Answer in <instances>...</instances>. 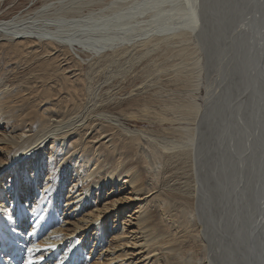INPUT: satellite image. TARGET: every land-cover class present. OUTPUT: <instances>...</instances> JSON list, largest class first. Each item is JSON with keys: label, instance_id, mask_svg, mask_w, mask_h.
Listing matches in <instances>:
<instances>
[{"label": "bare ground", "instance_id": "obj_1", "mask_svg": "<svg viewBox=\"0 0 264 264\" xmlns=\"http://www.w3.org/2000/svg\"><path fill=\"white\" fill-rule=\"evenodd\" d=\"M125 1L0 0V49L6 51L5 57L9 61L1 68L0 79L13 73V65L17 63L15 60L21 54H33L32 56L40 58L45 56L41 60L35 58L38 63L30 69V74L34 77L31 80L33 89L24 91L19 81L16 85H8L4 81L0 86V122L6 121L14 132L7 137V141L13 145L9 151L12 153L4 163L0 162V171L3 170L0 177L8 170L12 171L9 189L13 198L10 199L9 210L14 211L12 214L5 212L4 215V211L0 213V228L3 229H0L2 264H20L17 252L25 256L24 264H29V261L31 264H43L44 261H48V264H78L82 260V246L75 245L76 240L85 238L89 223L96 226L93 234L96 235L95 239L102 231V220L96 218L94 210L86 211L81 216H77L78 211L87 204H94L92 199L99 197L105 186L113 189L123 178H127L126 181L133 189L144 188L146 192L154 189L150 193L154 209H160L164 215H169L159 225L156 213L153 212L155 210L150 206L137 209L140 236L131 234L126 242L145 250L142 260L148 259L147 264H159L160 260L164 264H196L197 259L199 260L196 257H199V250L203 245L201 246L202 240L196 231L197 219L192 209L195 199L193 182L194 179L197 180L196 163L201 152H204L203 147L208 138L202 140L203 134H198L193 125L201 111V105L191 94L193 89L199 88V78L192 75L188 68L191 66L186 64L180 67L181 63L174 61L193 52L191 33L197 21L194 14L181 21L172 20L173 14L167 15L161 22L149 19L148 15H144L147 9L139 7L142 2L127 4ZM113 6L120 7L115 12L106 14L105 11L111 10ZM124 19L131 21L124 24ZM86 58L94 59L92 63H88L92 73L97 68L102 69L100 67L112 68L120 63H127L126 71L135 74L134 62L137 63L140 59L143 60L139 62L142 64L141 69H137L140 74L149 73L152 67L160 70L147 74L149 78L142 83L140 91L160 86L163 88L161 94L131 98L126 104L129 103L131 108H142L145 113L139 115L140 118L145 117L150 121H154L150 117L157 118L160 122H170L173 125L179 123L178 128L174 125L173 129H166L172 132V136L156 138L154 134L142 129L130 130L124 127L119 119L123 114L121 110L124 109L121 103L105 100L106 98L96 100L99 87L95 91L83 79L82 63ZM193 62L196 63L195 60ZM261 71L259 73L263 74ZM255 74L254 71V78ZM106 81L108 79H104L103 83ZM187 90L188 96L183 97V91ZM43 97L48 101V106L41 101ZM237 97L235 102L238 101ZM44 142H51L53 147L47 160H43L41 154L40 146ZM72 157L78 166L84 168L83 172L69 166ZM61 159L64 163L56 167ZM47 161L49 163L46 164ZM27 162L32 174H28ZM9 163L11 165L6 169ZM72 170H75V178L70 182L68 193L64 195V176L70 175ZM31 175H34L33 179ZM146 176L150 179L149 185H146ZM174 177L177 178L178 186ZM29 183L33 185V189H38V184L43 187L32 201L37 202L32 209L26 205L30 197L20 200L22 191H29L28 195H31ZM95 190L98 192L92 196ZM61 213L65 214L64 222H70L69 229L77 230L78 236L68 239L67 234L60 235L62 230L57 224L61 221ZM72 217L75 220L70 221ZM123 228L119 224L114 235L116 240L124 238L125 231L121 232ZM25 229L35 233L24 236L22 233ZM4 232L12 238H6ZM180 232L182 235L177 237ZM168 233L173 235L169 239ZM42 235L38 241L37 237ZM262 242L256 264H264V239ZM35 244L40 248H32ZM121 244L123 243L120 242L119 245ZM119 245L114 244V248ZM3 250L9 256H2ZM125 254L124 250L122 255Z\"/></svg>", "mask_w": 264, "mask_h": 264}, {"label": "rangeland", "instance_id": "obj_2", "mask_svg": "<svg viewBox=\"0 0 264 264\" xmlns=\"http://www.w3.org/2000/svg\"><path fill=\"white\" fill-rule=\"evenodd\" d=\"M163 1L126 0L125 2L127 4L142 2L139 4V7L143 9L144 6L147 9V13L145 12L144 15H148L147 18L149 19L153 18L160 22L164 21L167 15L170 14H173L172 20L174 19L175 21L187 19V17L189 18L194 14L193 17L197 21L196 27L191 33L193 36L191 43L193 52L190 55L178 57L174 60L179 64L181 63L180 67L186 64L191 66L188 68L191 69L192 75L199 78V88L195 90L192 88L191 94L194 95L195 100L201 105V111L198 113L199 115L193 122V125L197 128L198 134H203L202 140L208 138L205 140L207 144L203 147L204 152L200 151L201 157H199V164L198 162L196 163L195 169L197 180L194 179L193 182L195 199L192 209L197 219L196 231L200 234L199 238L202 240L200 243L201 246L203 245L199 250V257H196L199 258L196 264H256V256L260 252L262 240L264 239V73H259L261 70V72H264V0H168L169 2L166 3ZM204 1L206 3L203 4ZM167 4L169 5L167 6ZM119 7L113 6L111 10H106L105 12L106 14H111L119 9ZM192 10L193 12H191ZM162 12L164 14H161ZM156 14L159 16L157 17ZM160 16L162 19L159 18ZM130 21L124 19V24H129ZM0 50L1 72V68L6 66L9 61L6 58V51ZM213 51H216V53ZM32 55L21 54L15 60L17 63L13 65V73L6 74V76L0 79V86L3 85L2 82L4 83V81L7 84L9 83L8 85H16L19 81L22 86L19 85L21 88H24V91H27L29 88L33 89L34 87H31V82L33 81L31 80L34 77L33 74H30V69L33 67L32 65L38 63L36 59L39 58L41 60L45 56H41L40 58V56L34 57ZM193 59L196 63L193 62ZM93 60L86 58V61L82 63L83 79L88 84H91V87L95 91L96 87H99L96 91V100L106 98L105 100L121 103L124 109L121 110L123 114L119 116V119L124 127L130 130L142 129L145 132L154 134L156 138H161L164 135L172 136V132L166 129H173L174 125L178 128L180 126L179 123L173 125L170 122H160L157 118L150 117L154 121H150L145 117L140 118L139 115L144 114L145 111L139 107L131 108L129 103L126 104L127 100L131 98H147V96L151 97L155 94H161L163 88L160 86L140 91L141 86H143L142 83H145V80L149 78L147 74L156 73L160 70L152 67L149 73L144 72L140 74V71L137 72V69L139 67L141 69L142 67V64H139V62L143 60L140 59L139 62H134V66L132 65L134 68L131 67V70L133 68L136 71L135 74L126 71L128 69L127 63V66L125 63H120L112 68L100 67L102 69L97 68L92 73L89 70V64ZM253 61H256L257 64L256 62L254 64ZM251 67L254 68L252 69ZM260 67L262 68L260 69ZM168 69L169 67H167ZM254 71L256 72V80L253 77ZM108 75H111V77ZM104 79H108V81L103 83ZM101 86H103L102 89H100ZM246 87H249L248 90ZM262 90L263 92H261ZM187 93L189 94V90L183 91V97L188 96ZM236 94L238 97L235 96ZM235 97L238 98H236L238 100L236 102L234 100ZM41 101L46 103L45 106H48V101L44 97ZM27 109H30V107H27ZM0 123V162L4 163L9 154L12 153L9 151L12 150L13 146L7 141V137L11 136L14 132L13 129L10 130L6 121H1ZM156 142H158V139H156ZM51 145V142H44L40 146L43 160L48 159V153L53 148ZM62 161L63 159L58 161L56 167H59L58 165ZM28 162L30 163L31 160H28ZM28 162L26 163L28 174H32ZM10 165L11 163L6 165V169H9ZM69 166L75 170L77 168L78 172L84 171V168L78 166L73 157L70 159ZM75 170H72L70 175L65 174L64 176V180H66L62 188L64 195L68 193L71 185L70 182L75 178ZM2 171H0V174L3 173ZM46 171L47 169L44 170L45 174ZM10 173L12 171L8 170L6 174L4 173L0 177V213L4 211V215L5 212L7 214L14 212L13 210H9L11 205L10 199L13 198V196H10L9 189L11 185V181H9L11 178ZM31 177L33 179L34 175H31ZM146 178L148 179V176ZM174 179L176 186H178L177 178L174 177ZM126 180L127 178H123L122 182L118 181L117 186L113 189L105 186L99 197L96 199L91 198L94 204H87L78 211L77 216H81L86 211L92 209L97 213L96 218L102 220V231L97 239H95L96 235H93L96 226L89 223V228L86 230L88 234L84 235L85 238L81 237L76 240L75 245L82 246V260H79L78 264L148 263V259L142 260V257L146 254L145 250L133 247L130 244L131 242H126L131 234H133L132 236H140L141 226L137 221V209L139 210L141 206L144 207L145 205L150 206V208L155 210L153 212L156 213L159 225L163 219H168L169 215H164L160 209H154V201L150 200L152 196L150 193L154 192V189L150 192H146L144 188L140 190L133 189L132 185ZM149 183L150 179L147 180L146 185H149ZM28 186H30L28 190H30L31 195H28L29 191L25 190V193L22 191L20 192L22 194L20 200L24 201L23 198L27 200L30 197L26 205L32 209L37 204V202L33 203L32 201L35 200V197L38 196L43 187L38 184V189H33V185L30 183ZM34 191L35 193H33ZM97 192L98 190H95L92 196H95ZM128 214L131 216H127ZM59 219L61 221L57 224V227H60L62 230L60 235L67 234L66 238L68 239L71 236H78L77 230L72 231L69 229L71 227L70 222H64V219H66L65 214L61 213ZM71 220H75L74 217ZM13 221L15 220L13 219ZM119 224L124 226L121 232L125 231L122 240H116V237H114ZM33 233L35 231L25 229L22 234L24 236H31ZM181 235L182 232L177 233L176 236L179 237ZM4 236L12 238L11 235H6L5 232ZM172 236V234H169L167 239ZM41 237L43 235L38 236L37 240L39 241ZM120 242L123 244L119 245ZM114 244L119 246L115 247V249ZM35 247L40 248L37 244L32 246V248ZM156 248V250L159 249L158 246ZM124 250L127 255H122ZM1 252L2 256H9L6 251L3 250ZM17 255H20V264H24L25 256L21 255L20 252H17ZM2 261H0V264L3 263ZM43 264H48V261H44ZM159 264H164V262L160 260Z\"/></svg>", "mask_w": 264, "mask_h": 264}, {"label": "snow or ice", "instance_id": "obj_3", "mask_svg": "<svg viewBox=\"0 0 264 264\" xmlns=\"http://www.w3.org/2000/svg\"><path fill=\"white\" fill-rule=\"evenodd\" d=\"M29 251H31L30 249H29ZM29 264H31V262L29 261Z\"/></svg>", "mask_w": 264, "mask_h": 264}]
</instances>
